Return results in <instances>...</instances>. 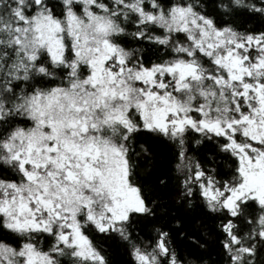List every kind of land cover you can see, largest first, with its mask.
<instances>
[{
    "label": "snow or ice",
    "instance_id": "obj_1",
    "mask_svg": "<svg viewBox=\"0 0 264 264\" xmlns=\"http://www.w3.org/2000/svg\"><path fill=\"white\" fill-rule=\"evenodd\" d=\"M0 264H264V0H0Z\"/></svg>",
    "mask_w": 264,
    "mask_h": 264
}]
</instances>
